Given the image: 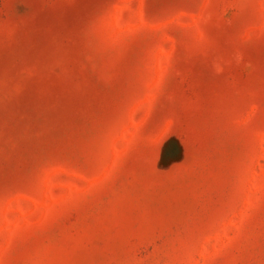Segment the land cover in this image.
I'll return each mask as SVG.
<instances>
[{"label": "rangeland", "instance_id": "rangeland-1", "mask_svg": "<svg viewBox=\"0 0 264 264\" xmlns=\"http://www.w3.org/2000/svg\"><path fill=\"white\" fill-rule=\"evenodd\" d=\"M0 264H264V0H0Z\"/></svg>", "mask_w": 264, "mask_h": 264}]
</instances>
